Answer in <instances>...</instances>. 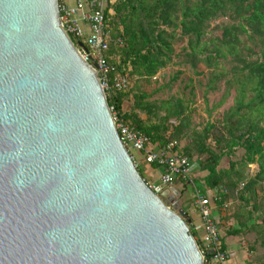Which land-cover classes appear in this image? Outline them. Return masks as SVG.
Masks as SVG:
<instances>
[{
    "label": "water",
    "instance_id": "95a60500",
    "mask_svg": "<svg viewBox=\"0 0 264 264\" xmlns=\"http://www.w3.org/2000/svg\"><path fill=\"white\" fill-rule=\"evenodd\" d=\"M191 227L122 144L59 0H0V264H204Z\"/></svg>",
    "mask_w": 264,
    "mask_h": 264
},
{
    "label": "trees",
    "instance_id": "16d2710c",
    "mask_svg": "<svg viewBox=\"0 0 264 264\" xmlns=\"http://www.w3.org/2000/svg\"><path fill=\"white\" fill-rule=\"evenodd\" d=\"M106 15L115 36L124 40L122 47L111 46L106 57L131 78L129 89L112 93L108 105L122 122L143 132L152 146L175 142L179 153L197 164L202 176L195 182L222 191L216 202L220 224L228 211L223 205L230 200L238 204L230 214L236 225L228 234L251 235L249 251L256 255L264 249V0H107ZM71 40L85 45L75 36ZM177 55L194 70L201 64L207 68V91L225 84L221 103L234 92L233 106L219 126L208 123L202 131L195 130L182 102H151L141 91ZM130 97L133 103L126 110ZM224 159L227 167L221 166ZM252 165L257 167L254 174ZM137 169L145 180L142 167ZM181 185L183 191L189 186ZM187 215L191 233L198 238ZM222 244L226 249L224 238Z\"/></svg>",
    "mask_w": 264,
    "mask_h": 264
},
{
    "label": "built area",
    "instance_id": "2783aa9c",
    "mask_svg": "<svg viewBox=\"0 0 264 264\" xmlns=\"http://www.w3.org/2000/svg\"><path fill=\"white\" fill-rule=\"evenodd\" d=\"M106 7L107 0H95L94 8L85 0H76L73 7L59 3L61 26L70 39L71 36H75L84 41L88 53L80 45H74L83 59L95 68L107 100L112 93L128 90L131 78L127 73L118 72L106 57L111 46L122 47L124 44L123 38L113 33L110 18L106 15ZM109 109L120 140L132 156L136 167H139V163L131 151L141 156L144 163L160 170L158 181L146 182L155 195L164 194L177 183L189 184L193 205L200 217V224L195 227L200 235L194 238L204 257V264H228L232 255L229 250L223 248V236L216 207L222 191L210 190L202 183L196 184L193 179V163L179 153L175 142H169L162 148L154 147L143 132L121 121L114 106H109ZM171 123L176 124L175 121ZM231 204L225 203L223 209H230ZM209 251L212 253L208 254Z\"/></svg>",
    "mask_w": 264,
    "mask_h": 264
},
{
    "label": "rangeland",
    "instance_id": "374dc122",
    "mask_svg": "<svg viewBox=\"0 0 264 264\" xmlns=\"http://www.w3.org/2000/svg\"><path fill=\"white\" fill-rule=\"evenodd\" d=\"M179 50L177 51V54ZM209 81V71L204 65H199L197 70H194L189 64H186L183 58L178 55L174 57L172 63L164 70H162L158 76L153 80L151 84L143 85L141 91L149 96L151 102H167V101H180L187 108V114L190 115L192 127L195 130L202 131L208 123H214L216 126L223 120L224 113L233 106L234 92L231 96L221 103L225 92V84L222 82L218 85L216 91H207V85ZM133 103V98L130 97L125 104V109L128 110ZM164 108L165 103H164ZM163 114V112H161ZM145 119L146 116H143ZM153 121H158L154 118ZM172 122V121H171ZM170 122V125L174 126ZM183 148V143L181 147ZM135 156L139 166H143L142 175L145 179L152 177V172L149 171L150 165L143 162V158L131 151ZM242 155V151H238L237 158ZM193 162V161H192ZM194 163V162H193ZM228 160L224 159L221 166L227 167ZM154 170V168H151ZM160 170H156L154 173L155 179H149L150 183L156 182L159 179ZM257 171L256 165L250 166V172L254 174ZM193 179L202 176L201 172L197 169V164L192 166ZM196 184L199 185V182ZM189 187V186H188ZM175 188L179 191H183L181 184H175ZM169 192L172 191L169 189ZM183 198H181L177 204H181V207L189 214L191 219L198 223L200 221L199 214L195 209L192 201V190L187 188L183 191ZM230 209L224 214V220H222L220 227L224 240L227 241L235 250L232 255L233 264H247L248 260L262 259L264 261V249L261 248L256 255H250V242L254 239L249 236H235L228 234L231 227L235 226V220L231 219L230 214L237 209V203L234 200ZM176 206V205H175ZM175 206H171L174 208Z\"/></svg>",
    "mask_w": 264,
    "mask_h": 264
},
{
    "label": "crops",
    "instance_id": "0c3cea01",
    "mask_svg": "<svg viewBox=\"0 0 264 264\" xmlns=\"http://www.w3.org/2000/svg\"><path fill=\"white\" fill-rule=\"evenodd\" d=\"M85 1H87V2H90L91 4H93L94 5V3H95V0H85ZM116 0H112V2H115ZM60 2L61 3H63L64 5H66V6H68V7H73L75 4H76V0H60ZM142 168H143V166H141ZM157 169L155 168L154 170H152L151 168L150 169H148V172L149 171H153L152 173V179H155V177H154V175H156L154 172L156 171ZM157 175H159V173L157 174ZM151 178H147V179H145V181H147V182H149L148 180L149 179H151ZM171 188H174V189H176L175 188V185H173V187H171ZM188 188H190V187H188ZM177 190V189H176ZM177 191H179V190H177ZM166 192H169V190H167ZM191 218V217H190ZM219 218V217H218ZM194 222V224H195V226H198L199 224H200V221L198 222V223H195V221H193ZM227 240V239H226ZM226 240H224V244H225V246H226V249L227 250H229L230 251V253H234L235 252V250H234V248L229 244V243H227V241ZM228 264H233V260L231 259L230 260V262L228 263Z\"/></svg>",
    "mask_w": 264,
    "mask_h": 264
},
{
    "label": "flooded vegetation",
    "instance_id": "af4514ba",
    "mask_svg": "<svg viewBox=\"0 0 264 264\" xmlns=\"http://www.w3.org/2000/svg\"><path fill=\"white\" fill-rule=\"evenodd\" d=\"M181 194L178 196V197H174L173 194L171 192H164V194H166V198L169 199V203H170V206H175L177 205L178 201L183 198V193L184 192H181L179 191Z\"/></svg>",
    "mask_w": 264,
    "mask_h": 264
}]
</instances>
